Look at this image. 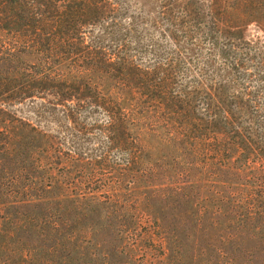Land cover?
<instances>
[{"label": "trees", "instance_id": "trees-1", "mask_svg": "<svg viewBox=\"0 0 264 264\" xmlns=\"http://www.w3.org/2000/svg\"><path fill=\"white\" fill-rule=\"evenodd\" d=\"M106 1L0 0V33L15 34V43L34 52L38 62L37 70L35 65H31L22 72H0V118L4 126L9 127L0 131L6 134L0 145V207L12 215L8 211L12 205L24 208L36 202L42 205L46 200L47 204L53 203L65 213L74 211L84 217L89 212L106 213L110 206L123 213L119 231L126 234L120 233L121 236L139 235L137 224L145 215L148 222L152 217L154 228L141 233L140 238L162 244L163 236L157 231L159 217L153 218L150 200L143 199L139 207L131 203L122 207L117 203L114 206L111 200L105 204L96 197L97 192L116 189L109 179L111 175L131 181L132 185L129 183L126 187L128 190H140L143 186L141 181L151 178L152 168L143 167V162H150L152 153L140 155L135 150L144 144V139L148 140L146 144L153 142V131L147 134L141 127H132L130 123L140 121L142 113L155 108L154 115L161 114L164 124L173 126L165 143L174 142V145L189 148L195 161L204 157L205 166L217 169L223 178V190L217 198L216 208L207 209L209 218L205 235L212 240L214 234L221 230L223 246L218 250L224 254L226 245L232 244L234 264H264V109L255 106L259 102L255 94L260 88L249 91L252 97L244 99L231 94L226 85L214 83L200 97L195 91L171 85L177 84L175 71L169 76L167 71L159 68L142 70L135 67L126 59L124 49L107 53L104 51L106 45H112L113 41L118 43L119 33L109 31L113 20L108 22L107 19L113 9ZM220 4V0H210L208 12L213 13L207 20L211 26L214 15L222 12ZM251 9L255 15H263L264 0H252ZM91 27L101 28V31L97 35L85 36ZM237 30H242V27H237ZM210 32L216 34L215 31ZM220 34L230 43L245 42L249 45L251 42L246 41L244 31L228 29L220 31ZM252 40L255 41L254 46L261 45H257V38ZM225 54L226 51H222L228 66L236 69L243 68L244 58L252 61L256 56L250 51L243 53L236 49L230 52V61ZM65 63L69 66L64 71ZM262 68L264 65L254 68L250 74L241 71L243 80L251 82L255 78L261 83L264 80ZM102 87L109 91L117 90L119 94L115 96L108 92L104 96ZM35 94L45 95L52 110L63 105L73 127L79 124L75 117L78 112L96 108L107 114L109 142L128 151L119 162L123 167L106 164L109 171L102 178L110 180L107 185L93 186V181L99 177L97 168H103V159H95L92 154H84L71 147L59 150L52 131L48 133L23 120L17 114V108L6 103L8 99L17 101ZM85 158L92 162L83 160ZM8 161L9 167L5 166ZM37 166L40 169L43 166L49 172L47 178L56 176L52 171L58 167L74 169L60 175L68 183L52 184L49 180L47 187H41L30 179L39 177V171L34 169ZM76 173H80L77 184L87 185L84 187L86 190L50 195L53 193L49 190L51 188H70ZM48 199H51L49 203ZM11 222L15 228H20L26 224L27 216L0 217V264H25L24 250L15 251L18 255H10L11 244L3 240L5 234H10ZM33 261L41 263L35 258Z\"/></svg>", "mask_w": 264, "mask_h": 264}, {"label": "rangeland", "instance_id": "rangeland-1", "mask_svg": "<svg viewBox=\"0 0 264 264\" xmlns=\"http://www.w3.org/2000/svg\"><path fill=\"white\" fill-rule=\"evenodd\" d=\"M106 3L113 9L107 19L108 22L113 20L109 31H118L119 41L106 45L104 51L110 54L124 49L128 62L142 70L159 68L163 72L167 71L169 76L175 71L174 81L177 84L170 82L171 85L195 91L200 97L214 83L226 85L231 94L243 96L244 99L252 97L249 91L254 92L260 88L255 94L259 101L255 106L264 109V80L260 83L253 78L251 82H245L241 73L246 71L250 74L254 68L264 65V14H253L252 0H220L224 14L220 12L214 15L212 26L207 20L213 13L208 12L210 0H107ZM237 27H242V30H237ZM90 29L85 32V36L97 35L101 31L97 27ZM228 29L244 31L248 39L246 41L250 40V44L225 41L220 31ZM14 35L9 32L0 33V72H22L31 65H35L37 70L36 54L15 43ZM256 38L257 45L261 44L258 47L254 46L255 41L252 40ZM235 48L243 53L250 51L256 56L252 61L244 58L243 68H231L222 56V51H226L225 56L232 61L230 52ZM68 66L65 63L63 70H67ZM72 74L75 75L74 72ZM102 90L104 96L108 92L115 96L119 94L117 90L109 91L107 87H102ZM12 101L14 99H8L6 103L16 107L17 114L23 120L56 135L58 142L55 146L59 150L65 151L71 147L105 161L103 168H97L99 177L93 181V186L107 185L109 179H112L116 189L96 193V197L103 203L109 204L107 201L111 200L114 206L117 203L126 207L130 203L141 205L143 199L150 200L153 218L156 216L161 219L158 220L159 228L155 225V230L158 228L164 241L160 244L148 238H140L141 233L154 228L152 217L148 222L146 216H142V221L137 224L139 235L128 234L124 237L121 234L126 232L119 231L123 213L114 211L113 207L107 205L110 211L89 212L84 218L74 211L65 213L53 203L47 204L45 200L42 205L36 202L24 208L12 205L8 210L12 215L0 207V217L20 214L27 216L26 224L20 228H15L13 222L9 223L10 234H5L3 240L11 244L10 255L23 249L25 264H38L33 258L40 264H234L232 244L226 245L224 254L220 251L223 232L220 230L215 233L212 240L205 235L206 220L209 218L207 209L216 208L217 198L223 190V178L217 169L205 166L204 157L195 161L189 148L174 145V142L165 143L173 126L164 124L161 114L154 115L155 108L142 113L140 121L130 123L132 127H141L147 134L153 131V142L146 144L148 140L144 139V144L134 149L140 155L152 153V159L143 162V167H151L153 174L151 178L141 181L140 185L143 186L140 190H128L126 187L131 181L126 178L116 174L109 179L102 178L109 171L106 164L123 167L119 162L128 153L109 142L106 131L109 118L104 111L93 108L76 113L79 124L73 127L64 111L65 107L58 105L52 110L51 102L45 95L35 94ZM11 103L15 104L11 106ZM4 125L0 118V131L9 129ZM5 137L6 134L0 132V145ZM83 160L92 162L88 158ZM9 164L8 161L5 166L9 167ZM58 168L52 171L56 176L47 178L49 172L43 166L41 169L37 166L34 169L39 171V177L30 179L41 187H47L49 180H52V184L68 183L60 175L68 169L73 172L74 168ZM79 174H73L70 188H51L49 190L53 193L50 195L86 190L84 187L87 185L77 184L80 182ZM47 201L49 203L51 199Z\"/></svg>", "mask_w": 264, "mask_h": 264}]
</instances>
